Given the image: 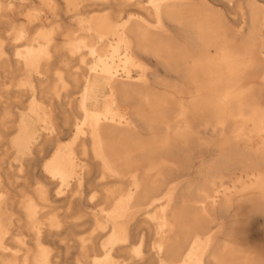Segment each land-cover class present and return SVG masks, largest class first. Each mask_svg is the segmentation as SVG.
I'll return each mask as SVG.
<instances>
[{
  "label": "bare ground",
  "instance_id": "1",
  "mask_svg": "<svg viewBox=\"0 0 264 264\" xmlns=\"http://www.w3.org/2000/svg\"><path fill=\"white\" fill-rule=\"evenodd\" d=\"M0 264H264V4L0 0Z\"/></svg>",
  "mask_w": 264,
  "mask_h": 264
},
{
  "label": "rangeland",
  "instance_id": "2",
  "mask_svg": "<svg viewBox=\"0 0 264 264\" xmlns=\"http://www.w3.org/2000/svg\"><path fill=\"white\" fill-rule=\"evenodd\" d=\"M99 1H103V2H105L106 0H99ZM260 2H261V4H264V2H263V0H259ZM214 5L216 6V8L217 9H220V10H222L223 12H225L226 10H227V7L224 5V4H221V3H219V2H214ZM101 9H103V8H106V6L105 7H100ZM126 54V50L125 49H121V51H120V56H119V58H121L122 59V57L124 56ZM119 73L122 75V76H126L128 73H130V76L131 77H137V74H135V72H133V70H132V68H131V66L129 65V64H126L124 67H121V68H119ZM106 96V95H105ZM104 99H106V97H104L103 98V101H104ZM63 141L64 142H67L68 141V138L65 136L64 138H63ZM46 156H48L49 155V153H46L45 154ZM35 158H37V156H35ZM37 167H36V173L38 174V175H41L42 174V169H41V165H42V160L40 159V158H37Z\"/></svg>",
  "mask_w": 264,
  "mask_h": 264
}]
</instances>
